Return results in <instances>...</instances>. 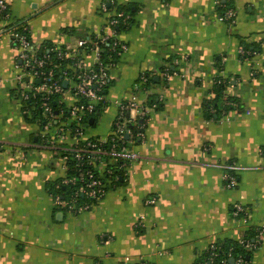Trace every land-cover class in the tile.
<instances>
[{"label":"crops","instance_id":"1","mask_svg":"<svg viewBox=\"0 0 264 264\" xmlns=\"http://www.w3.org/2000/svg\"><path fill=\"white\" fill-rule=\"evenodd\" d=\"M8 3L10 20L25 21L37 47H76L105 30L120 8L130 15L118 32L128 49L84 137L109 136L119 102L157 106L144 136L130 141L139 158L125 163L119 183L99 163L105 195L81 212L56 207L50 190L66 161L23 111L19 51L0 14V264H198L211 244L264 226V0ZM230 8L233 23L224 17ZM241 45L253 56H242ZM144 72L147 90L137 89ZM218 79L235 106L210 116ZM230 167L233 188L223 179ZM235 203L249 209L248 222L233 217ZM250 264H264V237Z\"/></svg>","mask_w":264,"mask_h":264},{"label":"built area","instance_id":"2","mask_svg":"<svg viewBox=\"0 0 264 264\" xmlns=\"http://www.w3.org/2000/svg\"><path fill=\"white\" fill-rule=\"evenodd\" d=\"M0 14L8 22L2 31L9 35L12 44L19 51L16 79L20 85L19 98L23 111L25 115L40 122L47 145L60 147L66 161L65 175L58 181L56 188L60 185L76 184V177L69 175V153L78 160L81 182L78 189L67 198L60 192H51L54 203L56 207L71 212L89 210L106 193L104 177L92 166L104 163L103 159L109 158L119 162L118 167L122 169L125 163L138 159L139 154L130 147V141L144 136L145 124L152 107H155L144 105L135 99L119 102L120 112L114 120L112 133L100 138L84 137L85 121L107 104L106 93L111 81V71L118 58L128 49V45L118 37L115 25L120 23V19L128 20L129 16L118 11L110 17L105 30L99 35H88L79 39L76 47L53 44L50 50L57 51L54 59L48 53H37L38 47L30 38L27 23L19 30L18 24L10 20L8 0H0ZM224 17L233 23L236 11L230 8ZM107 47L112 52L116 51L114 54L117 58L112 57L113 53H109L108 59L103 58L101 52ZM239 50L241 54H250L243 46ZM165 75L168 77L169 71ZM147 80L146 73H141L136 88L147 90ZM65 81H68L67 86L64 85ZM39 97L43 103H38ZM52 99H57V107L51 103ZM106 172L112 174L111 168L108 167ZM223 179L226 187L236 186V177L227 171H224ZM81 196L85 199L81 200ZM154 202V199L148 200V203ZM249 214L246 206L240 203L233 205L232 215L236 220L248 222ZM254 231L256 235L253 240L240 238V242L248 248H258L263 240L264 226H255ZM216 249V246L211 245L212 257L216 254ZM231 259L224 263H246L243 256ZM126 260L129 258L126 257ZM140 264L149 263L142 259Z\"/></svg>","mask_w":264,"mask_h":264},{"label":"trees","instance_id":"3","mask_svg":"<svg viewBox=\"0 0 264 264\" xmlns=\"http://www.w3.org/2000/svg\"><path fill=\"white\" fill-rule=\"evenodd\" d=\"M122 9L120 8L118 11H122V12L126 13V15L129 16V19L126 21H124L123 19H120V23L115 25V29L117 30V32H119L122 28L127 27L129 25L130 20H131L130 15ZM15 23L18 24L19 30L22 29L23 24H26V22L23 20H17V21H15ZM241 46H243L246 51L250 52V54H242V56H244L245 58H249V57L253 56L254 50L252 48H250L248 45H241ZM51 47H53L52 43L45 42L40 47H38L37 53H39V54L48 53L55 59L57 51L50 50ZM109 49L110 48L107 47V48L103 49V51L101 52V53H103V58L108 59L109 53H113L112 57L117 58L114 54V53H116V51L112 52ZM146 75L148 77L146 86L148 87L149 75L147 73H146ZM224 87H225L224 81L222 79H218V81L216 82L215 86L212 89V92L215 94L214 95L215 97L209 103V106H211L212 108H215L216 111L211 113L210 116H215V114L218 115L219 111H221V110H223L222 114L223 113L226 114V112L228 110H231L235 106V100H232V98H228L224 94ZM56 100L57 99H52V101H51V103L55 106H56ZM38 103L39 104L43 103V100L41 99V97L38 98ZM152 105L157 106L156 104H152ZM93 115H95V114H93ZM85 123L88 124L89 120H86ZM69 155H70L69 164H70V169H71L69 175L76 177V180H77L76 184L71 183V184H67V185H60L59 188H56V184L58 183V181H57L56 183H54L51 186V190H50L51 192H54V193L60 192L66 198L68 196L72 195L78 189V187L81 183L79 180V178H80L79 171H78L79 166H77L78 160L74 158L72 153H69ZM103 160L111 168V170H112L111 176H113L114 180L119 183V178L117 179V177H116L118 173L122 172V170L119 169V167H118L119 162L112 163L109 158H105ZM92 167L95 168V170L98 172L95 165H93ZM225 171H227L228 173H230L236 177L232 167L225 169ZM80 199L84 200L85 198L83 196H81ZM254 228H255V226L249 227L248 230H246V232L244 233L243 238L246 240H253L255 238V235H256ZM211 245H214L217 247L216 254L213 255V257L211 256L212 252H213L211 250ZM211 245L207 249L205 255L203 256V259L199 263H202V264H225L224 263L225 260L227 262H229V260L231 258L237 259L239 256H243L245 261H246L245 264H250V254L259 248V247L258 248H250V247L248 248L245 246L244 243L240 242V239L239 240H226V241H222V242H218V243L216 242V243H213ZM211 257H212V259H210Z\"/></svg>","mask_w":264,"mask_h":264},{"label":"water","instance_id":"4","mask_svg":"<svg viewBox=\"0 0 264 264\" xmlns=\"http://www.w3.org/2000/svg\"><path fill=\"white\" fill-rule=\"evenodd\" d=\"M39 82H40V81H38V83H39ZM67 84H68V81H65V82H64V85L67 86ZM97 114H100V111H97ZM92 120H93V119H91L90 122H92ZM126 136H127V138L129 137L128 134H127ZM231 262H233V259H231Z\"/></svg>","mask_w":264,"mask_h":264},{"label":"rangeland","instance_id":"5","mask_svg":"<svg viewBox=\"0 0 264 264\" xmlns=\"http://www.w3.org/2000/svg\"><path fill=\"white\" fill-rule=\"evenodd\" d=\"M43 119V118H42Z\"/></svg>","mask_w":264,"mask_h":264}]
</instances>
